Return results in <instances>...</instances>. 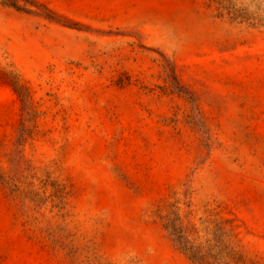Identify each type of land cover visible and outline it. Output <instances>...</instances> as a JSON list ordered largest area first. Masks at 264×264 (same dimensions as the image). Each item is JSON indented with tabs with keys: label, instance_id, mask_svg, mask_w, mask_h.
I'll return each mask as SVG.
<instances>
[{
	"label": "rangeland",
	"instance_id": "374dc122",
	"mask_svg": "<svg viewBox=\"0 0 264 264\" xmlns=\"http://www.w3.org/2000/svg\"><path fill=\"white\" fill-rule=\"evenodd\" d=\"M0 264H264V0H0Z\"/></svg>",
	"mask_w": 264,
	"mask_h": 264
}]
</instances>
